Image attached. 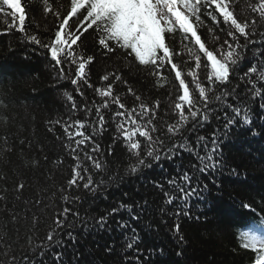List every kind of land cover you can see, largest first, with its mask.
<instances>
[{"label": "trees", "instance_id": "trees-1", "mask_svg": "<svg viewBox=\"0 0 264 264\" xmlns=\"http://www.w3.org/2000/svg\"><path fill=\"white\" fill-rule=\"evenodd\" d=\"M257 2L234 0L232 10L241 22H250L253 18L258 21L257 35L253 38L257 46L249 47L259 58V51L264 50V44L260 43L264 37L259 36V32H264V21H260L258 14L249 7ZM22 4L26 13L23 32L16 30L18 14L15 21L10 13L7 16L0 14V33H6L0 34V264H58L53 259L54 253L58 252L63 253L62 264H255L256 254L242 248L238 237L249 221L264 220V108L261 107L264 98L245 96L240 81L243 71L232 80L230 87H239L241 98L246 99L247 107L252 109L253 124L246 126L247 131L239 124L234 125L228 136H221L223 167L202 174L192 167H198L195 156L181 152L172 161H162L163 169L154 166L136 174H126L129 152L116 131V124L123 123L127 117L114 118L113 114L134 108L140 112L141 103L153 108L158 102L154 121L158 131L153 136L166 139L169 135L167 126L175 125L178 120L175 104L182 95L171 65L149 68L140 66L134 57L125 59L122 50L107 53L97 43L96 31L89 29L74 46L76 52L94 57V62L86 68L88 84L78 81L73 85L71 80L75 78L76 65L67 63L65 73H71V76L61 77L59 67L47 49L27 41V36L31 35L45 44L54 38L63 15L70 9V0H49L51 12L48 14L43 11L42 0H22ZM4 11L8 12L6 8ZM57 11L61 19L52 14ZM205 11L213 10L202 9L203 26L198 29L206 47L214 50L225 39L233 43L227 36L230 26L218 13H214L217 20L213 22L203 14ZM13 23L15 27L8 31L7 25ZM86 27L87 22L72 31L80 34ZM213 35L219 36V41L213 42ZM240 40L243 42L242 37ZM166 43L181 53L173 56V62L181 69L182 78L198 99L199 93L191 85V77L187 76L195 61L189 58L185 45H193L183 39L179 30L167 34ZM224 48L227 50V45ZM244 51L251 61V53L248 49ZM201 56L202 65L197 74L207 85L210 68L206 67V58ZM247 66L245 62L244 71ZM157 71L160 76L155 74ZM108 73L122 76V81L113 83V96L120 98L125 104L124 109L95 91L114 81V75L109 81L101 79ZM129 88L133 90L131 93ZM136 96L141 99L137 101ZM105 102L109 107L102 106ZM228 102L240 103L231 99ZM214 107L223 117L220 105L217 103ZM97 108L105 117L102 129ZM76 121L83 122L85 128L79 129ZM195 123L190 122L186 127L191 129ZM222 124L223 119L213 118L202 127L197 124L195 131H185L183 135L195 148L199 135L209 139L214 131L221 135ZM67 125H72L69 132L84 131L91 139L78 146L75 141L83 137L70 139L64 130ZM125 127L131 125L125 124ZM140 139L143 145V138ZM96 145H99L98 153L92 152ZM85 151L106 162L108 172L97 174L91 161L84 159ZM77 154L83 166L89 169V173L82 172V175L91 174L97 184L104 181L95 195L83 189L86 181H80L79 186L68 184L78 162L73 159ZM183 171L194 174L192 186L201 189L200 195L191 197L186 204L180 200L165 204L164 192H174L167 181L179 177ZM113 176L118 182L110 179ZM157 183L163 190L156 187ZM175 195L178 197L179 193ZM64 196L72 202H66ZM75 197L82 199L77 202ZM245 203L250 208H244ZM121 204L132 205V210L120 209ZM65 207L78 211L89 226L77 223L70 229L75 242L67 238L66 230L63 247L45 249L47 235L56 219H64L60 213ZM114 208L118 211L113 212ZM178 210L188 211L189 215L177 216ZM133 216L139 218L133 219ZM100 217L107 221L103 229L95 223ZM73 219L70 212L68 220ZM122 222L128 227L122 229ZM177 224L179 234L175 231ZM133 231L141 242L129 250L126 245Z\"/></svg>", "mask_w": 264, "mask_h": 264}, {"label": "snow or ice", "instance_id": "snow-or-ice-1", "mask_svg": "<svg viewBox=\"0 0 264 264\" xmlns=\"http://www.w3.org/2000/svg\"><path fill=\"white\" fill-rule=\"evenodd\" d=\"M43 11L45 14L51 12L49 0H42ZM234 0H70V9L66 15H63L62 22L59 23L57 30L48 43H42L35 36H27L29 43H34L39 47L47 49L51 59L55 65L59 67V75L65 77L71 76V73H65V65L71 63L76 65L75 78L71 80L73 85H77L78 81L88 84L86 79V68L94 62V57L84 56L75 51L74 46L82 40V36L89 29H93L97 33V43L107 53H115L117 50H122L125 54V59L134 57L140 66L149 68H161L165 64L171 65L175 72V78L179 81V87L182 89V95L178 97L179 102L175 104V109L178 110V120L175 125H168V136L166 139L153 136L158 131L154 121L157 119L158 102L155 107L150 108L147 104L141 103L140 112L136 109L131 111H117L113 114L115 117H127L123 123L116 124V131L122 137L124 146L129 152V164L126 169V174H136L145 169H150L154 166H160L163 169L162 161H172L181 152H188L195 156L198 161L197 165H192L193 169L200 173H208L216 171L224 166L225 161L221 158V136H228L229 129L234 125L239 124L241 127L253 124L252 109L247 107V100L242 99L239 94V87H230L233 79L243 71L240 76V81L244 85L245 96L264 98V50L259 51V58L253 48L256 47V41L253 39L257 35L258 21L253 18L250 22H241L234 15L232 4ZM252 12L258 14L260 21H264V0H258L257 3L250 4ZM5 8L8 12H5ZM202 9H212L213 11H205L203 14L210 17L213 22L217 20L214 13H218L222 17L223 22L230 26L227 36L231 37L233 43L225 39L220 47L210 50L206 47V43L202 41L201 35L198 34V29L203 26ZM12 14L13 21L16 20L18 14L19 27L17 31H24L26 21L25 8L22 0H0V14L7 16ZM57 19H61L59 11L52 13ZM82 17V19H80ZM73 18H76L73 21ZM87 22V27L84 32L77 34L72 31L74 27H78ZM15 27V24H8V31ZM177 30L183 34V39L188 40L193 47L185 45L188 56L195 61V65L191 68L187 76L191 77V85L199 93V98H195L190 91L189 83H186L185 78H182V71L176 63L173 62V56H179L181 53L175 52L166 43V35L174 34ZM212 33L211 28L208 29ZM6 34V33H0ZM239 34V36H237ZM260 37H264V32H259ZM243 38L241 42L240 38ZM219 36L213 35V42L219 41ZM264 44V40H261ZM224 45H227L225 50ZM244 49H248L251 53L252 60L250 61ZM206 58V67L210 68L207 76V85L203 84L197 74V70L201 68L202 56ZM245 62L248 63L246 71H244ZM160 76V72L155 73ZM115 77L114 81L107 84L106 88H96V93L101 97H108L112 102L119 106L120 109L125 108V104L121 102L118 96H113V83L122 81V76L115 73H108L101 77L103 81H109V77ZM163 79V77H161ZM124 83H127L124 81ZM91 87V85H88ZM250 86V87H249ZM79 90V89H78ZM130 93L133 91L129 88ZM67 95V94H66ZM68 99L72 97L68 95ZM141 98L136 96V100ZM240 101L239 104L228 102ZM219 104L221 110L224 111L223 117L217 114L214 105ZM243 105L241 107L240 105ZM104 108L109 107L105 102L102 105ZM75 108L76 105L73 104ZM264 108V104L261 105ZM99 117L98 123L101 129L104 127L105 117L100 113V109H96ZM135 113V115H133ZM230 113V114H229ZM223 119V132L218 135L216 131L212 133L211 139L204 135H199L196 140V146L193 148L191 142L186 136L185 131H195L197 124L203 126L210 122L211 119ZM146 119V122H144ZM190 122H196L191 129L186 126ZM60 123V121H57ZM79 129H84L85 124L81 121H76ZM125 124L131 127H125ZM72 125L65 127V132L69 138L81 136L83 139L76 140V144L84 145L91 138L85 135L84 131L77 130L69 132ZM256 133H253L255 135ZM143 138V145L141 139ZM180 138V139H177ZM202 150V151H201ZM77 152V149H72ZM92 152H99V145L92 148ZM78 161L73 167V177L68 182L69 186H79L80 181L83 183V189L88 190L91 195H95L99 190V185L104 183L103 180L97 184L93 176L88 174L86 177L83 173H89V169L83 166L80 157L77 154L73 157ZM86 161H91V167L97 174L107 173L108 166L106 162L96 159L93 155L85 151ZM194 174L188 171H183L179 177H173L167 181L168 185L174 189L173 193L164 192L165 204H172L176 200L184 201L193 196H199L201 189L194 187ZM113 182H118L117 177H110ZM95 185V186H93ZM21 188L23 185L20 186ZM156 187L163 190V186L156 184ZM207 189V185L204 186ZM178 192L177 197L175 193ZM66 202H72L68 196H64ZM75 201H80L82 197L73 198ZM147 204V201L144 202ZM244 208H250V205L243 204ZM122 210H132V205H120ZM113 212L118 209H112ZM163 211V209H161ZM71 212L73 220H68V214ZM177 216L183 214L189 215L188 211L178 210L175 213ZM64 219H56L55 226L48 233L45 249H53L63 247V234L67 230V238L75 242L73 231L77 223L84 227H88L86 220L80 217L78 211H72L65 207L60 213ZM138 216H133V219H138ZM106 218L100 217L95 223L103 229L106 225ZM120 227L127 228L126 223H121ZM246 230H241L239 233L240 246L244 249H250L256 254L255 264H264V220L260 222L249 221L245 225ZM175 231L179 234V225L175 226ZM183 240V237H180ZM141 242L140 237L135 234L127 242V249H133ZM139 251V249H136ZM43 255V249L40 250ZM180 255V253H177ZM27 259V258H25ZM53 259L62 264L63 253H54Z\"/></svg>", "mask_w": 264, "mask_h": 264}]
</instances>
